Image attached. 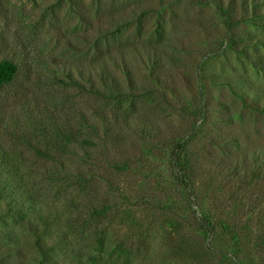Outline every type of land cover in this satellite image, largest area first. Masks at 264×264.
I'll use <instances>...</instances> for the list:
<instances>
[{
  "label": "rangeland",
  "instance_id": "374dc122",
  "mask_svg": "<svg viewBox=\"0 0 264 264\" xmlns=\"http://www.w3.org/2000/svg\"><path fill=\"white\" fill-rule=\"evenodd\" d=\"M1 59L18 72L0 88V150L25 171L51 170L27 143L49 119L92 142L85 190L107 211L70 226L84 247L101 232L100 264H264V175L248 183L264 151V0H0ZM101 68L118 87L103 85ZM28 116L37 120L25 126ZM35 186L57 217L71 216L54 188ZM31 213L0 201V264L63 263L52 251L42 259Z\"/></svg>",
  "mask_w": 264,
  "mask_h": 264
},
{
  "label": "trees",
  "instance_id": "16d2710c",
  "mask_svg": "<svg viewBox=\"0 0 264 264\" xmlns=\"http://www.w3.org/2000/svg\"><path fill=\"white\" fill-rule=\"evenodd\" d=\"M252 5L253 8L251 12L253 16H260V7L256 6V2H253ZM93 69L97 72V68L94 67ZM17 72L18 66L16 63L8 59H1L0 88L9 84L15 78ZM100 73L99 77L103 85H106V81L110 80L118 87V81L110 71L101 68ZM94 86L95 85L92 84V87L99 91V89ZM36 120H32L31 117L28 116L24 125L33 124L31 121ZM88 122V119L81 117L79 125L82 124V127L87 129L90 127V129L94 131V134H96L94 138L111 140L112 132L109 127L104 126L99 128V125L94 121L88 126ZM44 126L48 128L44 129L41 127L42 129L38 128L36 132L32 129L27 133L37 136L39 144L34 145L30 140H27V143L38 154L44 156L45 162L53 164L51 170L37 171V169L31 168L25 171L23 168L25 165L24 161L14 159L9 156L7 152L0 150V201L5 203L9 211L21 212L31 210V214L35 216L34 218L37 220L38 224L34 227L30 224V232L35 236V244L43 256L42 259L44 261H48L47 258L50 257L49 252L52 251L61 256L62 264H100L103 257L100 254L97 255L94 252L92 253L91 250L97 253L98 251H103L104 242L101 232H96L95 236L91 239L94 244H92L91 241L84 242L86 243L84 247L80 242L81 240L75 237L77 229H73V226H70V224H73V222L77 221L80 217H84L88 224V219H92L93 221L91 222L93 224L94 221L97 220L96 218L98 215L101 213L105 214L107 211V207L104 203L103 205L101 204V206L93 205V198L88 197L91 191L85 190L90 182L88 173L83 170V167L85 163L92 159L93 154L91 153H93V147L90 146L92 142H90L88 137H85L82 139L84 144L81 141L79 129H77V132H79L78 136H72L71 132L67 130L63 131L57 129L54 121L50 119L46 124L44 123ZM70 143L73 144V148H79L83 154H76V158L74 159L71 158V155L66 156L61 154L68 150L66 146ZM60 144H63L66 148L59 147ZM93 146H95V143ZM177 146L178 150L174 152L172 159L174 165L173 170L174 172L178 170V173L182 175V180H184V174H182V172L185 171L186 160L182 155V145L177 144ZM57 148L58 152H56ZM71 153L75 154L74 150L71 151ZM258 160L261 164L256 165L248 175L249 184H253L255 180L260 179L261 176L264 175V151L262 156L258 157ZM37 168L41 167L38 166ZM70 169H73V171ZM36 180L45 182L49 184L51 188H54L52 190L55 196L52 200L56 202V209L60 207L64 208L65 212H70L71 216H67V218L70 217V219H63L61 215L57 217L58 214L56 210L52 211V208L55 207L54 203L51 202L52 205H48L47 198L41 196L35 186ZM74 193H76V196ZM79 195L86 196L87 201L81 203L83 204V211L77 215L75 209L78 208V205L73 206L71 202L79 199ZM50 214H52V219H50ZM201 219V223L199 224L204 233L212 235L215 225L207 217H202ZM92 224L90 225L92 226ZM45 238L49 240L45 241ZM104 261L107 262L105 259ZM237 264H240V262H237Z\"/></svg>",
  "mask_w": 264,
  "mask_h": 264
}]
</instances>
